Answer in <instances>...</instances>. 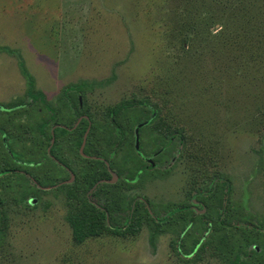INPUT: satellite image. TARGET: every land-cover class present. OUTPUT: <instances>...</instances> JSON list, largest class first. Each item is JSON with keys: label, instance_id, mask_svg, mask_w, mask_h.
I'll return each mask as SVG.
<instances>
[{"label": "rangeland", "instance_id": "rangeland-1", "mask_svg": "<svg viewBox=\"0 0 264 264\" xmlns=\"http://www.w3.org/2000/svg\"><path fill=\"white\" fill-rule=\"evenodd\" d=\"M151 3L0 0V172H22L0 175V264H264V59L244 50L264 30L235 11L244 0ZM192 23L193 41L176 44L185 38L176 27ZM124 102L135 104L117 117L124 135L104 129L98 142L87 127L77 143L81 116L93 126ZM161 124L175 135L169 145ZM99 153L108 180L118 176L100 183L115 187L111 230L125 228L132 208L143 223L135 235L77 244L69 217L99 188H88L104 172L89 164ZM61 164L72 183L60 185L71 177ZM73 186L84 192L70 198Z\"/></svg>", "mask_w": 264, "mask_h": 264}, {"label": "trees", "instance_id": "trees-1", "mask_svg": "<svg viewBox=\"0 0 264 264\" xmlns=\"http://www.w3.org/2000/svg\"><path fill=\"white\" fill-rule=\"evenodd\" d=\"M150 3L153 4H161V2L163 0H149ZM240 3L243 4V0H240ZM241 4V5H242ZM158 9V8H157ZM240 11L242 12V19L245 21L247 20L248 22H250L254 27H257L258 29H262V31L264 30V19L262 17V15L260 13L264 12V0H244V5L242 7H238L235 9V11ZM206 14H208V19H209V25L211 23H216V16L213 14V11L211 9H207L205 11ZM243 13H245V16L243 15ZM219 19L220 16H219ZM195 26L196 24H189L187 26H185V24H180L178 27H176V29L174 30V32L176 34L179 35H183L185 36L184 40L183 38L179 37V36H175V37H171L173 40L176 41V44L178 43V39L180 40V45L182 46H186L188 43L193 41V36L196 33L195 30ZM191 27V28H189ZM189 28V29H187ZM179 31V32H178ZM262 35V34H261ZM184 42V43H183ZM244 50L248 51V52H252V50L256 51L257 54H255L256 56V60L259 61V59H264V35L261 36L260 42L256 43L255 41L253 42V44H249L247 46H244ZM29 96L35 101H45V99L42 96H36L35 94H29ZM38 98V99H37ZM41 100H40V99ZM135 106L134 103L131 102H124L121 103L120 105L114 107V108H109L108 111L105 113L103 120H100L98 122H96V124H94L93 126L91 125V129L93 130V138H96L95 141L100 142L101 140L105 139V133L109 134L110 131L114 132L116 130H119L121 135H124V130H121L120 127V122L117 120V117L119 116V114L123 111L129 110L131 108H133ZM53 110V109H51ZM55 111V110H54ZM56 113H54L53 118L54 120H56ZM107 116L112 117L109 121L106 119ZM155 116L152 117L151 120H146L144 122V124L146 125L147 123H151V121L154 119ZM52 118V119H53ZM57 121V120H56ZM84 127H82V131L79 134V136L77 137V143L79 145H81L83 143L84 140V134L87 131V127L89 126V122L87 120L84 119ZM45 125H48L49 122H45ZM44 125V126H45ZM104 129H108L106 132H104ZM160 129H163V136L165 139H167V143H165V145H169L172 143L173 138L175 137L174 133L169 130L170 128L166 127L164 124H161ZM61 132L65 133L66 130L60 129ZM43 133V132H42ZM44 134V133H43ZM162 137V136H161ZM47 139L50 141L51 138L47 137ZM91 139V140H92ZM162 142H163V137L161 138ZM90 140V142H91ZM116 141V140H115ZM114 141V142H115ZM119 145H121V142H118ZM97 159L93 160V161H89L90 165L95 166V168L98 171L101 170L100 165L104 166V172H99V174H95L94 176L90 177L88 179V188L92 189L95 185L99 184V188H97V190L93 193H90L88 196H85L84 199H81V206L78 209H75L73 212H71V215L69 217V221L70 224L72 226V233H73V239L75 241V243L77 244H81L84 243L85 241H87L88 239H92V238H98V237H102L107 231L113 232V233H117L120 235H127V234H131V235H135L137 234L141 227H142V219L141 217L138 216L137 214V210L136 209H130V216L127 220L126 225L124 226L125 228H122L121 230L116 229V230H111L110 226L107 223V216L108 215H112L113 212H115L116 210H119V206L116 205L115 203V198H111L109 199V195H110V191L113 188L115 189L114 185H109V184H102L103 187H101L100 183L103 180H108L109 179V174L107 170V156L106 154H96ZM153 166H150V168H152ZM147 167H142L141 171L144 173L147 170ZM8 171V170H7ZM92 174L89 173V171H86V177L91 176ZM108 175V176H107ZM77 184H75L74 186H76ZM73 186V187H74ZM112 187L111 190L109 191L107 188L108 187ZM102 188V189H101ZM106 188V189H105ZM79 186L71 188L68 191V194H70V198H75V192L81 191L84 192V189H80ZM103 191L104 193V201H106L105 204H101V201H98V197H99V192ZM113 196V195H112ZM100 203V204H99ZM111 204V205H110ZM116 209V210H115ZM188 209L187 206H183L180 209H175L173 210L168 216L162 218V219H157L154 218V224H156L157 226V221L160 220L161 223L167 222L171 219L172 216L179 214L181 212H184ZM218 223L223 226V227H228L229 224L222 221L221 219L218 220ZM238 228V227H236ZM257 232V231H256ZM159 233V228L157 230L153 231V235L156 236ZM255 252H257L255 250ZM241 258L239 256H236L235 258H230L231 264H247L244 260H242V262L240 261Z\"/></svg>", "mask_w": 264, "mask_h": 264}, {"label": "flooded vegetation", "instance_id": "flooded-vegetation-1", "mask_svg": "<svg viewBox=\"0 0 264 264\" xmlns=\"http://www.w3.org/2000/svg\"><path fill=\"white\" fill-rule=\"evenodd\" d=\"M46 99V98H45ZM34 101V100H33ZM81 101V100H80ZM16 109V108H15ZM5 112H8V113H12V109H7V110H4ZM81 118H83V120L85 119V120H87L88 122H89V129L91 128V124H92V122L89 120V116L87 117V116H81ZM57 126H59L58 124H57ZM64 128V129H67V127H64V126H59V128ZM75 127H73L72 129H74ZM89 129L87 128V131H86V133H85V135H84V140H85V143H86V138H87V136H88V132H89ZM1 130V129H0ZM139 131V130H138ZM5 140H7V135L6 134H3V144H4V146L6 145V141ZM53 142H54V138H53V141L51 142V147L53 146ZM83 145V144H82ZM85 145V144H84ZM136 148H138L137 146H135ZM84 149V148H83ZM138 150V149H137ZM149 161H150V159H148ZM150 164H151V166H153L154 164L150 161ZM62 166H63V168L64 169H66L71 175V177H70V179L69 180H66V181H64V182H61V184L60 185H62V184H64V183H72L73 182V180H74V178H75V175L72 173V170L70 169V167H68V166H66V165H63V164H61ZM107 166L108 167H110L109 166V164L107 163ZM8 170V171H7ZM8 174V173H16V174H22V172H20L18 169H14V168H8V169H5V170H3V171H1L0 172V175H2V174ZM24 174H26V173H24ZM29 177V176H28ZM30 178V177H29ZM31 180V179H30ZM116 180H118V176H117V178L115 179L114 177H113V175H112V179L111 180H108V181H110L112 184L113 183H115L116 182ZM35 185L36 186H38V187H40L41 188V186L40 185H38V183L35 181ZM90 193H92V192H90ZM200 205H201V212H204L205 210H207V204L204 202V201H202V202H200ZM190 209H195L194 207H189ZM199 213V212H198Z\"/></svg>", "mask_w": 264, "mask_h": 264}, {"label": "water", "instance_id": "water-1", "mask_svg": "<svg viewBox=\"0 0 264 264\" xmlns=\"http://www.w3.org/2000/svg\"><path fill=\"white\" fill-rule=\"evenodd\" d=\"M138 130H139V129H137V131H136L137 147L139 146V140H138V138H139V135H138L139 131H138ZM84 144H85V140H84ZM113 177L116 179V178H117V175L113 174Z\"/></svg>", "mask_w": 264, "mask_h": 264}]
</instances>
